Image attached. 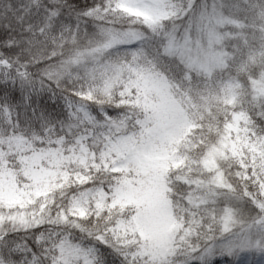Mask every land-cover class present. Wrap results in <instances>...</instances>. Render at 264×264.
Instances as JSON below:
<instances>
[{
    "label": "snow or ice",
    "instance_id": "snow-or-ice-1",
    "mask_svg": "<svg viewBox=\"0 0 264 264\" xmlns=\"http://www.w3.org/2000/svg\"><path fill=\"white\" fill-rule=\"evenodd\" d=\"M0 264H264V0H0Z\"/></svg>",
    "mask_w": 264,
    "mask_h": 264
}]
</instances>
